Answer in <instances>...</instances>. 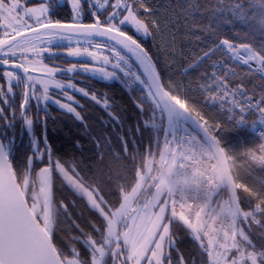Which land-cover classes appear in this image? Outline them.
I'll return each mask as SVG.
<instances>
[{
  "label": "snow or ice",
  "instance_id": "snow-or-ice-1",
  "mask_svg": "<svg viewBox=\"0 0 264 264\" xmlns=\"http://www.w3.org/2000/svg\"><path fill=\"white\" fill-rule=\"evenodd\" d=\"M69 2L71 22H62L48 15V3L0 0V77L6 84H0V121L14 127L19 95L31 149L14 166L15 137L0 138V264H196L179 247L180 230L204 264H264V180L250 186L240 176L241 169L264 171V0H167L155 8L148 0ZM85 4L91 22L84 20ZM225 26L237 39L222 35ZM241 33L247 42H237ZM145 38L155 51L141 42ZM54 40L74 43L66 55L93 63L45 64V53L53 59L58 53L41 45ZM216 53L221 57L213 60ZM206 63L210 71L201 70ZM240 65L246 69L238 73ZM78 70L140 91L134 103L141 119L127 136L120 117L109 112L122 129L119 152L110 137L94 138L97 151L87 165L58 155L46 132L49 101L83 123L72 90L105 109L117 106L106 93L98 97L71 79H57ZM192 73L203 100L222 109L235 130L251 126L254 147L237 152L222 141L224 126L210 123L188 98ZM257 74L259 93L242 82ZM14 85L23 90L14 92ZM30 103L38 110L43 104L45 116L34 121ZM37 122L45 128L40 136ZM142 129L150 135L141 146ZM105 157L120 161L119 170L114 173ZM64 189L71 194L67 203L56 197ZM78 201L95 217L87 218L91 231L69 210L80 208Z\"/></svg>",
  "mask_w": 264,
  "mask_h": 264
},
{
  "label": "trees",
  "instance_id": "trees-1",
  "mask_svg": "<svg viewBox=\"0 0 264 264\" xmlns=\"http://www.w3.org/2000/svg\"><path fill=\"white\" fill-rule=\"evenodd\" d=\"M33 2H36V0H33ZM148 3L150 7L155 8L160 4H166L167 0H148ZM50 5V16L54 20H61L65 22L71 21L73 13L68 2L63 1L58 3L52 0ZM84 8L86 10L85 22H91L92 16L88 10V5L85 4ZM126 30H128L130 34L136 35L131 29ZM222 35L227 36L229 39H237L235 31L230 29L229 26H225V31ZM137 39L141 38L137 35ZM141 42L144 43L146 47L150 48V50L155 51V49L152 47L153 42L151 39L145 38L142 39ZM237 42H247L244 40L242 33ZM181 47H184L187 51L186 42H183ZM198 47H204V45L200 44ZM197 50L198 48L196 45L191 47L192 52H196ZM220 57L221 54L216 53L212 59L218 60ZM67 64L68 60H61V58H58L54 65L66 67ZM245 69L246 66L240 65L237 67V72H242ZM0 70L2 69L0 68ZM201 70L210 71V64L206 63ZM195 77L196 73H192V75L189 77L193 83L191 85L192 90L187 93L188 98L195 103V106L206 117L209 118L210 123L218 122L224 126L226 130H224L222 133H219L222 141L228 146L234 147L237 152L254 147L255 145L253 140L255 139V136L248 126L242 128L241 130H235L234 127L227 121L224 111L220 110L216 106H210L203 100V94L196 87ZM3 80V77H0V82ZM72 80L77 86L83 87L89 92H95L98 97L101 95V93H106L116 102L117 105L113 109L108 110L103 108L101 104H97L95 101L91 100L90 97H85L81 93H75V97L78 98L80 102L79 106H77V110L84 117L83 123L77 120L74 115L68 114L64 110H61L54 105H48L46 132L54 150L60 156H75L79 160L84 161V165H87L88 163L92 162L89 158L93 157L97 151L94 138L99 139L104 135L110 137L113 150L119 152L120 148L117 135L122 132V129L119 125H123V134L127 136V130L129 128L135 127L140 122L141 113L134 103V100L139 97L140 94L137 91L130 92L119 81H105L98 78H91L90 75L84 73H75ZM242 82L245 84L246 88L259 93L261 81L258 79V74L245 76ZM20 100L21 97L17 95L15 97V103L13 104V107L16 109V113H19L20 111L18 109ZM32 109V111L30 110L32 118L36 119L37 115L42 118L45 116L42 108H40L41 110H38L35 109V107H32ZM110 111L114 112L120 117L119 125L112 119L111 115L109 114ZM8 112L9 109L5 107V113ZM248 118L251 120L254 118V116L249 115ZM20 126L21 122L19 121H16L14 127L11 128L6 127L3 122L0 121V132L4 140H6L11 135H15L13 156L14 166L23 164L26 157L31 153L30 145L26 144L25 142L26 136L24 135L19 141ZM35 131L40 136L45 131L44 125L39 122L36 123ZM149 135L150 133L148 131H144L142 129L137 142L142 146L144 142H147ZM77 141L79 142V147H77ZM256 142L258 143V141ZM105 160L111 163L114 173L119 170V164L121 163L120 161L112 160L111 157H105ZM240 163H243V161H240ZM249 173H251V175H249ZM240 176L245 182L249 183L250 186H254L255 184L264 180V171L241 169ZM58 182L59 179L57 178V183ZM70 195L71 194L67 191V189L56 191V197L64 200L66 203ZM243 196L244 194L241 193L242 199ZM77 203L80 205V208H73L71 205H69V210L72 212V215L76 218L77 222L80 223L86 231H91V229L87 226V218L89 216H93V218L95 217L92 213H88L86 209H83L82 201H78ZM80 210H83L85 213L83 219L77 215V212ZM64 235H67V233H64ZM93 235H95V233H93ZM180 236L182 239L179 242V247L181 251L184 252L185 258L187 259L189 256H194L196 258V264H204L205 258L200 256L195 242L191 240L182 230H180Z\"/></svg>",
  "mask_w": 264,
  "mask_h": 264
},
{
  "label": "rangeland",
  "instance_id": "rangeland-1",
  "mask_svg": "<svg viewBox=\"0 0 264 264\" xmlns=\"http://www.w3.org/2000/svg\"><path fill=\"white\" fill-rule=\"evenodd\" d=\"M51 1L52 0H36V2H33V0H27V6H29V7H38L40 4H42V3H48V6H49V9H50V11H51ZM55 2H57V0H54ZM63 1H66V2H68L69 3V5H70V2H69V0H59V2H63ZM22 2H24V0H22ZM50 11H49V13H48V15L50 16ZM85 12H86V10H85ZM85 15H86V13H84V20H85ZM51 17V16H50ZM103 16H101V19L103 20ZM51 19H53L52 17H51ZM54 20V19H53ZM0 38H3V30L2 29H0ZM69 46H75L74 45V43H72V44H70L68 41H62V40H54L53 41V43L51 44V45H48L47 43H45V44H42L41 45V47H50L51 49H52V52H54V53H58L56 56H55V58L53 59L52 57H51V54L50 53H45L44 54V63L45 64H48L49 66H56V65H54L55 64V62H56V60L58 59V58H61V60L63 59V60H68V64H67V66L66 67H64V68H67V67H69L71 64H73V63H76V64H83V63H93V61H91V59L90 58H88V57H81V58H73V57H69V56H67L66 55V48L67 47H69ZM106 54H108V53H106ZM29 58L31 59V58H33L32 57V54H29ZM3 70V69H2ZM135 70V69H134ZM14 71H16V70H14ZM77 72H79V73H82V72H80L79 70L77 71ZM74 74L75 73H69V74H66V75H57V79H60V80H62V81H67L68 79H71L72 80V78L74 77ZM87 75H90L91 76V74H87ZM95 78H98V79H101V78H99V77H95ZM4 79V78H3ZM101 80H103V79H101ZM73 81V80H72ZM105 81H107V80H105ZM112 81H114V80H112ZM117 81V80H116ZM0 84H2V85H4V87L6 88V84H5V82H4V80L2 81V82H0ZM40 86L39 85H37V88H39ZM77 87H80V86H77ZM23 90V85H21V86H19V87H17V86H15L14 85V87H13V91L14 92H18V91H22ZM53 91L54 92H56V94H57V98L58 99H62L63 100V102H69V101H67L66 99H64L60 94H59V91L58 90H55V89H53ZM135 91H137L139 94H140V91H139V87H137V89L135 90ZM75 93H79V92H77V91H75V90H72L71 92H70V95H72V96H74V98H75V101H77L78 102V105L80 104V102H79V100H78V98H76L75 97ZM22 101L20 100V103H21ZM20 103H19V105H20ZM49 104H51V105H54V106H56L57 108H59V106L58 105H56V104H54V103H52L51 101H49L48 102V105ZM74 106H76V105H74ZM32 107H35V109H38L37 108V105L35 104V103H30V105H29V107H28V114L29 115H31V111L33 110L32 109ZM43 107H44V105L43 104H41L40 105V108H42L43 109ZM19 109V108H18ZM60 109V108H59ZM20 110V109H19ZM31 110V111H30ZM62 110V109H61ZM78 111V110H77ZM34 119V118H33ZM16 121H19V122H21V119H20V116H19V113H16ZM34 121H35V119H34ZM38 123V122H37ZM36 124V123H35ZM35 124H34V131H35ZM20 128H22V125L20 126ZM24 130V135L26 136L25 138V142H26V144H28V145H30V137H29V134H28V132H27V130L26 129H23ZM0 134H1V132H0ZM35 134L37 135V136H39L37 133H36V131H35ZM2 136V135H1ZM12 136H14L15 137V135H11L10 137H12ZM3 138V137H2ZM9 138V137H8ZM7 138V139H8ZM7 139L5 140V141H7ZM157 159H158V157H157ZM41 166H43L42 164H37L36 165V167H37V169L39 168V167H41Z\"/></svg>",
  "mask_w": 264,
  "mask_h": 264
},
{
  "label": "water",
  "instance_id": "water-1",
  "mask_svg": "<svg viewBox=\"0 0 264 264\" xmlns=\"http://www.w3.org/2000/svg\"><path fill=\"white\" fill-rule=\"evenodd\" d=\"M62 22H65V21H62ZM68 22H71V21H68ZM0 68H1V69H4L5 66H4V65H0ZM12 70L19 71L18 69H12ZM22 136H23V130H21V132H20V135H19V141L22 139ZM0 138H2L1 134H0Z\"/></svg>",
  "mask_w": 264,
  "mask_h": 264
},
{
  "label": "built area",
  "instance_id": "built-area-1",
  "mask_svg": "<svg viewBox=\"0 0 264 264\" xmlns=\"http://www.w3.org/2000/svg\"><path fill=\"white\" fill-rule=\"evenodd\" d=\"M220 109V108H219ZM220 110H222V109H220ZM223 111V110H222ZM253 119H255V117L253 118ZM249 129L252 131V133L254 134V136H256V133L253 131V129L251 128V126L249 125ZM259 142V141H258Z\"/></svg>",
  "mask_w": 264,
  "mask_h": 264
},
{
  "label": "flooded vegetation",
  "instance_id": "flooded-vegetation-1",
  "mask_svg": "<svg viewBox=\"0 0 264 264\" xmlns=\"http://www.w3.org/2000/svg\"><path fill=\"white\" fill-rule=\"evenodd\" d=\"M31 116V115H30ZM21 130H22V128H20V132H21ZM19 135H20V133H19ZM23 136H24V130H23ZM23 136H22V138H23Z\"/></svg>",
  "mask_w": 264,
  "mask_h": 264
}]
</instances>
